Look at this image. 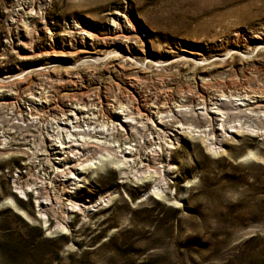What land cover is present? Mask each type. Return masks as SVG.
Instances as JSON below:
<instances>
[{"label":"rangeland","instance_id":"1","mask_svg":"<svg viewBox=\"0 0 264 264\" xmlns=\"http://www.w3.org/2000/svg\"><path fill=\"white\" fill-rule=\"evenodd\" d=\"M32 4L29 0H0V76L50 64L53 60L46 52L52 54L53 49H61L69 42L84 43L85 30L74 28L66 34L68 27L78 23L77 26L95 31L92 25L108 26L117 18L116 13L128 18L135 27L137 43L144 45L145 51L137 52L140 61H164L171 58L170 53L175 54L173 62L167 61L171 63L166 71L153 70L149 77L177 74L171 86L178 93L187 89L191 72L190 68H182L178 54H192L204 48L217 53L218 40L236 32L264 36V0H32ZM37 7L43 8L46 27ZM46 35L50 40L44 38ZM33 37H38L37 46L42 51L22 58L30 46L23 44ZM90 42L93 40L85 39V43ZM256 59L257 56L243 64L245 86L264 87V57ZM108 64L82 69L79 74L91 87L111 88L110 99H117L118 81L113 77L117 68ZM234 68L235 63L228 66ZM210 71L209 77L223 76L221 70ZM17 81L5 84L16 93L20 86ZM42 86L50 84L36 79L30 89ZM57 87L61 89L62 85L53 84L49 89L53 93ZM149 87H139V99L145 108L156 99V88ZM23 92L16 95L19 100L28 93ZM86 98L93 101L92 97ZM160 98L156 99L159 103L163 101ZM51 105L50 112L43 111L46 116L53 111L56 114L57 107ZM216 133L224 148L220 152L210 150L200 137L186 136L175 141L170 152L164 149L150 153L145 160L138 158L134 168L150 161L152 170L157 166L162 172L152 171L141 180L110 160L94 170L86 169L76 184H71V180L62 182L67 176L61 174L57 178L61 187L64 183L69 191L65 194L60 185L51 182L55 175L51 163L44 160L42 167L36 164L46 157L45 152H37V162L26 155L0 153V264H264V136H231L220 130ZM26 136L15 131L10 141L37 150L39 137L29 141ZM49 148L52 156L63 155L57 153L54 144ZM38 168L42 177L38 180L47 185L53 203L63 193V203L72 199L95 205L71 211L67 228L56 227L59 217L48 209L50 203L43 202L41 191L36 188L40 184L37 179L27 198L20 197L17 188H13V178L19 174V188ZM107 192L110 198L99 200ZM10 244L25 249L24 256L9 255L5 246Z\"/></svg>","mask_w":264,"mask_h":264},{"label":"bare ground","instance_id":"2","mask_svg":"<svg viewBox=\"0 0 264 264\" xmlns=\"http://www.w3.org/2000/svg\"><path fill=\"white\" fill-rule=\"evenodd\" d=\"M29 2L32 4V0ZM42 9L39 7L37 13H41L39 17L42 18V25L46 27L47 22L44 20ZM116 15L117 18L112 19L106 27L92 25V30L97 33L77 26L78 23H75L74 27H68L66 34H71L74 28L75 31L85 30L82 33L84 43L75 45L69 42L61 49H53L52 54L46 52L53 60L50 64H38L24 73L0 76V122L4 125L0 130L2 155L17 153L30 156L31 160L36 162L37 152L40 150L45 152L46 157L39 160L38 165L42 167L45 164L44 160L51 163L55 168L51 182L53 185H60L61 192L65 194L68 190L65 189L64 183L61 187L62 183L60 184L58 176L66 174L67 179L61 181L71 180V184H76L82 178L81 174L86 173V169L94 170L106 160H110L116 166H122L124 172L126 169L130 170V173L133 172L135 178L140 180L143 179V175L148 176L152 171L162 173L157 166L152 170L150 161L146 166L143 162L137 168H134L135 163L138 158L147 159L150 153H158L164 149L170 152L175 146V141L181 137H200L207 142L210 150L220 152L224 148L222 141L217 139L218 130L231 136L242 133L264 136V87L245 86L246 69L243 66L244 62L254 60L256 56V60L264 57L262 34L245 35L236 32L230 37L223 35L224 37L218 40L217 53H211L204 48L192 54L183 52L178 54L181 57L182 68L191 69L187 89L178 93L179 91H175L171 86L177 79V74L173 77L159 74L155 79L149 77L153 70L166 71L173 62L172 59L176 57L175 54L170 53L172 55L168 60L149 58L148 62L143 63L137 58V54L139 51L144 52L145 49L143 43L142 46L137 43L139 39L135 27L122 13ZM38 23L41 24L39 19ZM45 37L50 40L49 36ZM30 39L29 43L23 44L30 46L22 58L37 56V51L41 50L40 46H37L38 37ZM85 39L93 40L94 43L87 44ZM87 53L94 55L90 57L86 55ZM170 59L172 61L167 62ZM108 63L117 68L114 71L115 76L112 75L118 81L117 99H110L113 96L111 88L102 85L91 87L79 74L82 69L97 66L102 68ZM232 63H235V68L228 69ZM211 69L221 70L222 78L209 77ZM36 79L50 86L54 84L62 87L61 89L57 87L53 93L49 89L50 86L31 90ZM13 80H18L17 83L20 85L18 92L27 90L24 100H19L16 96L18 92H12L5 84ZM142 85L147 88L153 85L156 88V99L162 97L160 99L163 101L159 103L155 99L145 108L139 99L142 95L139 87ZM215 86L220 89L213 91ZM85 96L92 97L93 101L85 99ZM13 98L17 100L13 101ZM195 99H198L197 103H194ZM51 104L57 107L56 114L53 111L55 115L52 112L51 116H46L43 111L50 112ZM68 116L71 118L68 119ZM14 130L28 135L26 138L29 141L39 137L37 146L40 147L31 150L30 147L11 146L8 134L15 132ZM154 138H158V141ZM32 143L34 144V141ZM52 144L57 148V153L63 154L62 156H52L49 148ZM57 162L63 166H56L59 165ZM39 169L31 172L32 177L22 182L17 190L20 197L27 198L37 179L40 185L36 188L41 191L39 193L44 198L43 202L50 203L48 209L59 217L56 215L58 218L56 227L67 228L71 211H83L84 208L95 205L81 204L72 199H69L68 203H63V193L61 197H56L53 203V198L51 199L49 192L47 193V185L44 181L38 180L42 178L38 175L41 171ZM109 195L110 192H107L101 195L99 200L105 201L110 198Z\"/></svg>","mask_w":264,"mask_h":264},{"label":"trees","instance_id":"3","mask_svg":"<svg viewBox=\"0 0 264 264\" xmlns=\"http://www.w3.org/2000/svg\"><path fill=\"white\" fill-rule=\"evenodd\" d=\"M8 250V252H9V255H13L14 253L15 254H18V256H24V250L25 249H21V248H14V247H11V244L10 245H7V246H5V250Z\"/></svg>","mask_w":264,"mask_h":264},{"label":"built area","instance_id":"4","mask_svg":"<svg viewBox=\"0 0 264 264\" xmlns=\"http://www.w3.org/2000/svg\"><path fill=\"white\" fill-rule=\"evenodd\" d=\"M13 133H15V132H11V133H9L8 134V136H9V138L11 139V134H13ZM10 141V140H9ZM10 145L11 146H13V147H17V146H19L20 148H23L21 145H19V142H17V144L16 143H13L12 141H10ZM24 147H26V146H24ZM35 162V161H34ZM37 162V161H36ZM39 162V161H38ZM36 164H38V163H36ZM40 170V169H39ZM30 171V170H29ZM38 171V170H37ZM18 177H19V174L15 177V178H13L12 179V182H13V188H18V185L16 184L17 183V180H18ZM40 185V184H39Z\"/></svg>","mask_w":264,"mask_h":264}]
</instances>
